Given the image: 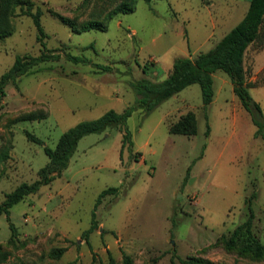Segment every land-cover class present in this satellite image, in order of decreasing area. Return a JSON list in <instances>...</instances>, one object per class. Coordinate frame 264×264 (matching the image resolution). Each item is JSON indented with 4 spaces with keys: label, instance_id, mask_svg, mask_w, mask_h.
Here are the masks:
<instances>
[{
    "label": "rangeland",
    "instance_id": "1",
    "mask_svg": "<svg viewBox=\"0 0 264 264\" xmlns=\"http://www.w3.org/2000/svg\"><path fill=\"white\" fill-rule=\"evenodd\" d=\"M40 11L45 49L61 55L5 88L0 102V204L21 183L30 184L44 167L43 148L79 122L133 104L129 82L164 80L176 58L207 52L245 14L248 0H136L133 12L105 16L123 0H27ZM57 16L69 19L75 30ZM88 21L105 31L82 32ZM30 17L19 9L11 34L0 43V76L17 55L38 56L42 47ZM65 54L113 67L100 73L73 64ZM249 90L264 115V46L246 52ZM214 98L202 109L193 84L148 115L136 109L126 122L133 146L120 160L121 134L108 129L80 139L66 170L37 194L25 197L0 217V264H264L227 250L224 239L247 217L244 198L253 190V233L264 245V146L254 139L246 114L236 121L238 98L229 77L213 74ZM187 112L196 115L195 136L169 134L168 126ZM209 125L208 135L205 133ZM29 133L42 141H29ZM139 153V155H137ZM135 160V161H134ZM96 208L98 229L82 234ZM9 223L15 229L11 238ZM64 249L61 254L57 251ZM54 251V252H53ZM57 255V256H55ZM203 261L198 263L197 261Z\"/></svg>",
    "mask_w": 264,
    "mask_h": 264
},
{
    "label": "trees",
    "instance_id": "2",
    "mask_svg": "<svg viewBox=\"0 0 264 264\" xmlns=\"http://www.w3.org/2000/svg\"><path fill=\"white\" fill-rule=\"evenodd\" d=\"M135 1H121L107 13L105 21L111 20L116 14L133 12ZM145 1L149 2L150 0ZM248 2L247 10L241 20L225 33L210 50L199 53L193 59L188 57L176 58L171 71L162 81L141 78L129 82L128 85L135 94L132 105L125 108L121 113L108 110L94 120L79 122L60 136L54 149L45 146L43 150L48 159L47 164L37 172L35 181L30 184L21 183L12 192L5 195L3 202L0 204V217L5 216L9 221V211L14 205L21 202L25 197L37 194L42 186L51 184L59 177L67 169L78 142L87 135L101 134L108 129L117 130L121 134L119 151L121 160L123 150L128 149L130 152L133 146L132 135L126 126V122L136 109H141L145 115H148L153 109L185 88L198 84L202 94L204 119L207 121V110L214 98L213 74L217 71H221L229 77L234 95L238 98L243 110L248 114L251 123L255 127L253 138L260 139L264 146V115L260 105L252 99L249 93V90L254 88L255 84L247 80V72L244 67V59L249 47L257 45L258 48H261L264 46V0H248ZM16 9H19L22 15L32 19L37 32L36 39L42 50L38 56L25 54L15 57L12 66L0 76V102L6 96L5 88L8 85L16 86L19 77L34 72L33 69L42 63L55 62L61 58V55L45 49L44 39L47 38V35L40 23L41 13L39 10L32 12V3L27 0H0V43L11 34V17ZM57 18L61 23L75 30L74 24L69 19L60 16H57ZM105 28L106 26L100 21H88L81 26L80 30L82 32L90 30L105 31ZM64 58L73 64L92 66L100 73L113 72V67L93 64L82 56L65 54ZM209 131L210 127L206 124L205 133L208 135ZM168 132L169 134L186 137L195 136L197 133L195 113L187 112L180 116L176 122L168 126ZM26 137L29 141L42 145V141L37 137L29 133H26ZM9 158V151L1 148L0 164ZM117 192V188H107L98 195L90 227L83 232V238L87 240L89 234L98 229L95 211L102 199ZM258 196V191L253 190L249 196L244 198V205L247 209L246 220L238 225L229 237L224 239L227 250H235L239 257H249L254 260L264 258V245L253 233L255 215L252 205L258 199ZM9 229L11 238H13L15 229L10 223ZM63 251L64 249H60L57 254L59 255ZM197 262L202 263L203 261L198 260Z\"/></svg>",
    "mask_w": 264,
    "mask_h": 264
},
{
    "label": "crops",
    "instance_id": "3",
    "mask_svg": "<svg viewBox=\"0 0 264 264\" xmlns=\"http://www.w3.org/2000/svg\"><path fill=\"white\" fill-rule=\"evenodd\" d=\"M227 33V32H226ZM245 60V59H244ZM257 102V101H256ZM258 103V102H257ZM259 104V103H258ZM234 110L236 111V113H237V120L236 121H238L239 120V122L241 123V128L242 127H244V125H246V123H245V120L247 119L245 116H246V112L243 110V108H242V106H241V104L239 103V104H237V105H235V107H234ZM246 113V114H245ZM248 115V114H247ZM253 135V134H252Z\"/></svg>",
    "mask_w": 264,
    "mask_h": 264
}]
</instances>
